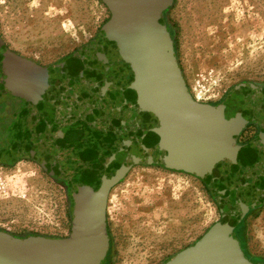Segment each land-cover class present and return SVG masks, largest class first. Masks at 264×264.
Returning <instances> with one entry per match:
<instances>
[{"label":"flooded vegetation","instance_id":"flooded-vegetation-1","mask_svg":"<svg viewBox=\"0 0 264 264\" xmlns=\"http://www.w3.org/2000/svg\"><path fill=\"white\" fill-rule=\"evenodd\" d=\"M104 1L97 36L52 66L12 52L0 37V163L28 157L53 166L66 196L54 232H10L57 242L56 261L15 252L0 229V264H57L59 242L72 237L76 264H116L111 193L131 164L145 161L198 175L219 214L160 264H222L201 243L223 221L244 256L264 264L248 227L264 210V83L233 88L215 106L183 105L163 86L177 56L173 0Z\"/></svg>","mask_w":264,"mask_h":264},{"label":"rangeland","instance_id":"rangeland-1","mask_svg":"<svg viewBox=\"0 0 264 264\" xmlns=\"http://www.w3.org/2000/svg\"><path fill=\"white\" fill-rule=\"evenodd\" d=\"M167 12L177 58L201 104L215 106L246 82L264 83V0H173ZM105 16L104 0H0V37L12 52L52 66L95 38ZM54 172L28 157L0 163V229L59 228L65 184ZM110 212L116 264H160L219 217L198 175L151 161L131 164L112 190ZM248 223L249 246L264 261V210Z\"/></svg>","mask_w":264,"mask_h":264},{"label":"water","instance_id":"water-1","mask_svg":"<svg viewBox=\"0 0 264 264\" xmlns=\"http://www.w3.org/2000/svg\"><path fill=\"white\" fill-rule=\"evenodd\" d=\"M170 75L164 87L168 92L175 94L177 101L185 106L196 107L204 106L196 100L187 85L184 72L175 53L169 59ZM260 99L264 101V89L260 90ZM109 189V188H108ZM233 225L229 221L217 223L212 227L208 234L203 238L201 243L205 252L213 254V256H222V264H252L241 252L237 239L232 234ZM5 231L6 235L11 239V249L26 257L37 256L46 258L49 262L56 261L53 256V248L57 242L46 241L40 236H29L22 240L14 238L9 231ZM59 242V241H58ZM61 247L60 253L63 252L57 264H76L73 258L74 240L73 237L66 239L63 243L59 242ZM54 264V263H53Z\"/></svg>","mask_w":264,"mask_h":264},{"label":"trees","instance_id":"trees-1","mask_svg":"<svg viewBox=\"0 0 264 264\" xmlns=\"http://www.w3.org/2000/svg\"><path fill=\"white\" fill-rule=\"evenodd\" d=\"M33 139L35 140L36 139V135H35V133H33ZM37 140V139H36Z\"/></svg>","mask_w":264,"mask_h":264}]
</instances>
